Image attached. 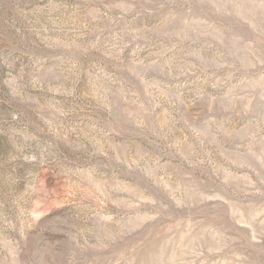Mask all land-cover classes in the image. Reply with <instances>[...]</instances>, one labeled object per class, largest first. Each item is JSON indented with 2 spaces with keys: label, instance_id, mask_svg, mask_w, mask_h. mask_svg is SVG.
<instances>
[{
  "label": "rangeland",
  "instance_id": "rangeland-1",
  "mask_svg": "<svg viewBox=\"0 0 264 264\" xmlns=\"http://www.w3.org/2000/svg\"><path fill=\"white\" fill-rule=\"evenodd\" d=\"M0 264H264V0H0Z\"/></svg>",
  "mask_w": 264,
  "mask_h": 264
}]
</instances>
